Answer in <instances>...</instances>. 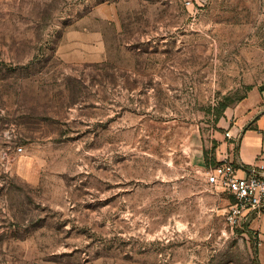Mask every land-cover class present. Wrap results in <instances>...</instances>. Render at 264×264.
Masks as SVG:
<instances>
[{"label":"rangeland","instance_id":"1","mask_svg":"<svg viewBox=\"0 0 264 264\" xmlns=\"http://www.w3.org/2000/svg\"><path fill=\"white\" fill-rule=\"evenodd\" d=\"M263 87L264 0H0V264H264L207 181Z\"/></svg>","mask_w":264,"mask_h":264},{"label":"built area","instance_id":"2","mask_svg":"<svg viewBox=\"0 0 264 264\" xmlns=\"http://www.w3.org/2000/svg\"><path fill=\"white\" fill-rule=\"evenodd\" d=\"M206 0H185V6L194 10L196 5H203ZM229 138V132H225ZM239 166L223 157L219 164L207 175L210 184L220 186L228 193V204L225 211V221L230 228L242 227L248 224L251 215L258 216L264 207V165L254 166L247 174L239 175Z\"/></svg>","mask_w":264,"mask_h":264},{"label":"crops","instance_id":"3","mask_svg":"<svg viewBox=\"0 0 264 264\" xmlns=\"http://www.w3.org/2000/svg\"><path fill=\"white\" fill-rule=\"evenodd\" d=\"M258 96L257 101L252 100L246 105L242 118H237L238 110H235L230 116L224 113L219 120L220 127L225 130L229 128L230 137L223 138L219 143L216 159L220 161L227 157L234 161L240 167L239 175L247 174L254 166L264 165V87L260 88ZM229 120H235L232 126ZM251 216L250 220H255L259 218L260 212L258 216Z\"/></svg>","mask_w":264,"mask_h":264},{"label":"trees","instance_id":"4","mask_svg":"<svg viewBox=\"0 0 264 264\" xmlns=\"http://www.w3.org/2000/svg\"><path fill=\"white\" fill-rule=\"evenodd\" d=\"M243 98H244V97H242L241 99H243ZM226 106H227V104H224V105H223V109H224ZM218 115L220 116V114H219V113H218ZM215 161H216V160H215ZM215 161L213 162L214 164H216V163H217V162H215Z\"/></svg>","mask_w":264,"mask_h":264}]
</instances>
